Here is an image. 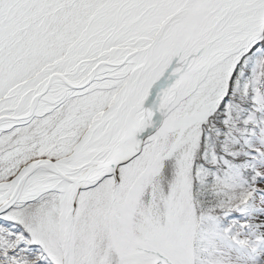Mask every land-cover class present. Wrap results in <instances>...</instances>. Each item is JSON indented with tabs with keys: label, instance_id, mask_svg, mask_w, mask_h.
Returning a JSON list of instances; mask_svg holds the SVG:
<instances>
[{
	"label": "snow or ice",
	"instance_id": "6c2138e0",
	"mask_svg": "<svg viewBox=\"0 0 264 264\" xmlns=\"http://www.w3.org/2000/svg\"><path fill=\"white\" fill-rule=\"evenodd\" d=\"M0 264H264V0H0Z\"/></svg>",
	"mask_w": 264,
	"mask_h": 264
}]
</instances>
